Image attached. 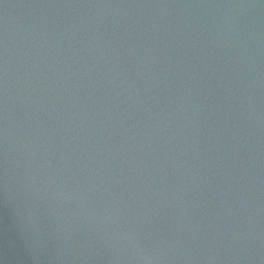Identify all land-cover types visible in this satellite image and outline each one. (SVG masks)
Masks as SVG:
<instances>
[{
  "label": "water",
  "instance_id": "obj_1",
  "mask_svg": "<svg viewBox=\"0 0 264 264\" xmlns=\"http://www.w3.org/2000/svg\"><path fill=\"white\" fill-rule=\"evenodd\" d=\"M0 264H264V0H0Z\"/></svg>",
  "mask_w": 264,
  "mask_h": 264
}]
</instances>
